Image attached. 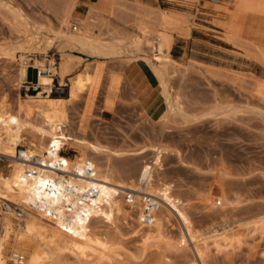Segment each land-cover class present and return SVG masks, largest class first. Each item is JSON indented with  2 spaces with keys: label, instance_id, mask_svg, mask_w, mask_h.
Wrapping results in <instances>:
<instances>
[{
  "label": "rangeland",
  "instance_id": "rangeland-1",
  "mask_svg": "<svg viewBox=\"0 0 264 264\" xmlns=\"http://www.w3.org/2000/svg\"><path fill=\"white\" fill-rule=\"evenodd\" d=\"M0 1L28 16L30 32L35 36L43 34V31L36 33L38 27L48 28L55 35L62 33L66 38L70 36L64 22L67 19L57 18L62 8L59 6L63 5L64 0H59L62 4L58 0H45L49 6L40 0H36L37 3L35 0ZM235 1L120 0V5H115L114 0H108L106 12L102 13L95 8V20L83 23L80 21L85 18H74L77 22L68 20L70 28L81 29L83 34L102 44L118 48L127 44L132 46L123 52H129L130 56L138 52L149 54L148 57L134 56L131 59L149 70L156 79L159 103L155 115L146 113L132 98L130 88L120 71V61L115 58L123 53L86 62L81 71L71 73L64 80L67 86L59 81L55 83L49 97L69 100L67 93L75 77L80 75L84 78L83 71L86 67H99L97 75L89 72L93 74V87L84 88L77 98L66 104L67 123L63 133L68 142L73 139L77 145L66 143L62 155L69 159L82 158L83 151L78 145L80 142L97 147L101 152H89L88 157L97 165L110 163L114 177L123 181V184H131L136 180L142 163H154L152 188L154 184L155 188L162 185L168 198L177 197L186 204V214L197 233L214 229L230 237L231 245L220 252H215L208 245L210 237L206 239L204 261L207 264H264V91L260 89L264 85V21L260 18L249 20L255 34L239 38L244 40L242 44L222 27V22L220 26L223 32L217 31L223 34L205 29L215 30L211 24H216V18H224L228 12H232L236 8L232 7ZM135 3L183 15L188 22L187 35L192 30V38L207 41V37L201 32L220 36L230 44H220L222 48L232 50L231 56L221 54L229 62L217 61L216 67H213L193 60H183L180 62L181 66L177 67L170 60L159 59V50L153 43L155 36L149 35L151 31L155 32L156 29V37L167 39L169 46L172 36L178 38L187 35L180 30H173L172 33L159 30L153 17H149L154 14L145 15L147 20ZM238 7L264 14V0H239ZM204 18L210 23L203 21ZM143 20L152 27H146ZM137 23L139 26L143 24L142 28L146 27L144 31L147 29V36L140 37ZM66 38L55 40L46 53L30 54L28 57L51 59L58 70L61 62L57 63L56 47L66 42ZM11 42L13 35L7 24L0 21V46ZM253 44L254 48L249 46ZM213 55L218 53L213 52ZM196 59L206 63L213 60L201 56ZM150 60L157 64H152ZM28 63L32 66L31 62ZM19 68V53L16 54L15 61L0 58V103H10L12 112L17 98L23 99L29 95L19 90L21 84L28 80L25 75L19 81ZM232 74L239 79L233 81ZM113 78L115 81H112ZM30 79L35 81L32 75ZM160 82L164 84L165 96L159 86ZM57 86H61V89H55ZM173 100L178 101L181 112L173 106ZM167 106L173 112L165 116L163 112L165 108L168 109ZM23 149L17 146L15 155L17 156V150ZM9 163V160L0 158L2 177L10 175ZM132 187H135L134 182ZM122 204L131 218L124 220L119 217L115 220L114 225L119 233L113 241L114 247L119 249L113 264H188L193 258L196 264H200L191 246L190 251L186 252L176 247V234H179V230L175 222L171 226L162 227V232L157 233L139 225L132 213V206L128 208L123 202ZM2 219H6L12 228L4 242L6 249L1 254L3 260L6 261L10 253H19L24 256L25 262L26 256L36 244L31 240H24L20 242L27 241L23 244L22 251H15V240L21 229L15 227L14 216L8 215ZM93 223L92 225L98 224L103 232H111L113 229L107 220L99 217Z\"/></svg>",
  "mask_w": 264,
  "mask_h": 264
},
{
  "label": "bare ground",
  "instance_id": "bare-ground-1",
  "mask_svg": "<svg viewBox=\"0 0 264 264\" xmlns=\"http://www.w3.org/2000/svg\"><path fill=\"white\" fill-rule=\"evenodd\" d=\"M40 1L43 4H47L45 0ZM62 1L59 2L62 4ZM238 1L236 0L232 7L239 8ZM75 2L76 0H64L63 5L59 4L61 5L59 7L62 8L60 12L58 11L59 16L57 18L61 20L67 19L64 22L66 30L70 32V36L66 38L65 34L60 33L59 35H55L52 30L42 27L34 29L37 34L43 31L41 36H35L30 32L28 16L26 17L19 10L0 1V21L7 24L9 31L13 35V42L0 46V58L15 61L16 54L19 53V81H22V78L25 77L27 68L38 69L36 83L40 87V90L42 89V91H37L38 94L36 93V96H26L23 99L17 98L13 112L11 111L12 108L10 109V103L9 105L5 102L0 103V158L11 162L8 165V168L11 169L10 175L8 177L0 175V201L3 200L9 203V209L0 218L2 225L0 231V259L3 258L1 254L6 249L4 242L7 240V236L11 231L10 229H12L11 225H8L7 220L2 218L8 215L13 217V209L18 208L22 212L23 217L21 225L18 226L21 232L18 235L19 237H16L15 241L17 243L13 249L15 251H22L23 244L27 241L20 242L24 240H31L36 245L33 251L26 256L25 262L24 256L18 253L22 256V261L11 264H113L118 257L117 250L119 249L114 247L115 242L113 241L119 233L114 225L116 224L115 220L119 217L124 220L128 219V217L131 218L129 212L122 208V199L126 191H132L134 192L133 195L136 202H138L139 194H148L157 198L158 209L154 213L152 223L146 226V228L160 233L162 232V227L166 225L171 226L175 222L179 230V234H176L178 236L176 247L186 252V250L190 251L189 246H191L200 264H207L204 261V256L206 257L207 252L206 239L210 237V242L207 240L208 245L210 244L215 252H220L223 248L231 245L230 237L228 234H222L219 230L214 229L205 233H197L186 214V204H183L177 197L173 199L168 198L163 192L162 185H158L159 187L155 188L154 184V188H152V182H154L152 179V168L154 163L150 165L142 163L136 180L132 181L135 187H132V183L123 184V181L122 183L114 177V171L110 163L97 165L93 159L88 157L89 152H101L97 147L80 142L78 145L82 149L83 154L82 158L79 159H66L56 152H49V144L55 150H58L59 143L56 138L63 139V142L60 141V143L64 145L66 143L71 146L77 145L73 139L68 142L67 137L63 133L64 129L61 128L62 126L65 127L67 123V109L65 107L67 102L77 98L79 92L84 88L93 87L91 85L93 74H89V72L92 71L97 75L99 71V67L97 66L84 68V78H81L80 75L76 76L71 84V89L67 93L69 100L50 98L49 95L53 89L51 77L56 76L59 83L63 84L64 78L66 76L68 78L71 72H73V68L76 69V66L81 62L79 58L71 57L68 52L78 50L97 58H109L117 56L132 47L128 44L120 48L114 45L102 44L99 40L83 34L81 29H76V27L70 28L68 20L77 22L74 17H71ZM119 2L120 0H114L115 5ZM47 5L49 6V4ZM137 5L144 14L143 16L154 14V16L149 17H153L154 24L158 26L159 30L163 29L166 32L168 31V33L169 31L172 33L171 31L173 30H180L185 36L187 35L186 23L188 22L183 15L174 13L173 11H161ZM45 8L47 7L45 6ZM3 11L4 13H1ZM95 14L97 15V11L95 8H92L84 17V21L80 22L95 20ZM137 22L139 23V21ZM138 23L137 26H139ZM148 23H146V27L147 25L149 26ZM143 26L141 24L138 28L140 37L149 34L145 32L147 29L144 31L146 27L142 28ZM149 27L151 28L152 26L150 25ZM155 32L151 31L149 35L155 36L153 43L156 44L155 46L159 50L157 53L158 58L165 59L166 61L170 60L177 67L181 66L180 63L168 58V41L165 38L156 37ZM59 38H66L67 41L71 40L73 42L69 43V41H66L57 45L56 52L61 62L58 70L54 67L51 59L38 60L28 57L30 54L46 53L54 45L55 40ZM238 40L241 44L244 42L242 39L238 38ZM249 46L255 47L254 44ZM252 51L256 53L255 50L252 49ZM28 62H31L32 66L28 65ZM208 69L207 72L209 73ZM211 70L214 71V69ZM165 72L168 74L167 69ZM232 77H234L233 81L239 79L238 77L235 78L234 75ZM112 81H115V79L113 78ZM159 86L165 96L166 90L164 84L160 82ZM260 89L263 92L264 85L260 86ZM91 90H89V93H91ZM173 106L177 108L178 112H181L180 104L177 100H173ZM165 109V112H163L165 116L172 114L171 107H168L167 110ZM17 146L24 148L23 150H19L18 156L15 155V148ZM158 153H161V151H158ZM30 159H35L41 165L36 166V176L26 179L24 171L35 167L29 163ZM107 161H109V158H107ZM60 163L65 166L61 167ZM84 166L92 169V179L83 176ZM56 170H68L70 172L67 175V185L76 192H83L87 189L95 191L93 198L89 201L91 207L88 206L84 211L85 217L72 206L71 198L64 192L63 186L53 181L55 176L60 175ZM123 172L125 171L123 170ZM65 204L70 210L68 215H64L63 213ZM135 207L137 208L135 209ZM131 210L135 216V220L139 223L138 206H132ZM46 212L53 214V218L50 216L46 217ZM64 216H67V225L64 224L63 219H66ZM97 217L107 220L113 228L112 231L103 232L97 226L98 224L92 225ZM85 218L87 221H85ZM139 225L141 224L139 223ZM4 260H0V263L7 264ZM188 264H196L195 258L189 260Z\"/></svg>",
  "mask_w": 264,
  "mask_h": 264
},
{
  "label": "crops",
  "instance_id": "crops-1",
  "mask_svg": "<svg viewBox=\"0 0 264 264\" xmlns=\"http://www.w3.org/2000/svg\"><path fill=\"white\" fill-rule=\"evenodd\" d=\"M140 4V3H135ZM143 5V4H140ZM107 6H109L108 0H76L74 8L72 10V17L76 19H82L86 16L89 10L92 8H98L102 13L106 12ZM147 6V5H144ZM247 11V12H246ZM256 18H260L261 21H264V14L258 13V12H252L249 10H245L242 8H236L233 9V11L230 13L228 12L224 18H216L215 23L211 24L215 30L205 28L209 31H213L216 33H219L217 30H221L222 28L220 26V23L222 22V27L228 31L229 34L233 35L237 38H243L244 36L255 34L253 28H252V22L249 20H256ZM205 22L210 23L209 20L204 18ZM223 32V31H222ZM202 35L207 37V41L192 38V30L189 31L188 35L186 37H178L175 38L172 36V41L169 46H167V56L169 59L180 63L183 60H193L198 63H202L205 65H210L213 67H216L217 61H225L229 62L227 60H224L221 57L222 55H228L231 56L232 50L222 48L220 44H225L229 46L230 44L227 42H224L220 36L213 35L208 32H201ZM223 34V33H219ZM213 42V43H210ZM218 44V45H216ZM204 50H207L206 52ZM213 52L218 53V55H213ZM129 52H125L121 55H119L118 60L120 65V71L121 74L126 81L127 85L130 88V92L132 94V98L136 100L138 107L141 109H144L146 113L150 115H155L157 112V107L159 103V97L156 87V79L151 74V72L141 65H139L137 62H135L133 59H131L134 56H145L148 57L149 54L147 52L142 53H136L130 56L128 54ZM68 54L71 57L79 58L81 62L76 66V69L73 68V72L81 71L83 69V66L86 62H91L94 60H100V58L89 56L83 52H80L78 50L69 51ZM57 56V63L59 62V55L56 52ZM197 56L201 57H210L213 59L210 63H206L204 61H199L196 59ZM152 64H157L156 62H153L150 60ZM232 63V62H231ZM220 68L222 65L219 66ZM231 68V67H230ZM71 72V73H73ZM67 77V76H66ZM64 78V80L66 79ZM55 83H58L57 78L54 76L52 78V87H55ZM63 86H67L65 82H63ZM61 86H57L55 89H61ZM64 91H67V89H64ZM33 92H30L27 96H33Z\"/></svg>",
  "mask_w": 264,
  "mask_h": 264
},
{
  "label": "built area",
  "instance_id": "built-area-1",
  "mask_svg": "<svg viewBox=\"0 0 264 264\" xmlns=\"http://www.w3.org/2000/svg\"><path fill=\"white\" fill-rule=\"evenodd\" d=\"M28 69V68H27ZM31 75L33 77H35V81H31ZM38 75V70H34L33 68H30V78L28 80H25L19 90L24 92V94L33 92L34 95H36L37 91L40 90V87L37 86L36 83V78ZM54 76H52L51 78H53ZM61 128L65 129L64 126H62ZM57 142L59 143V148L58 150H55V148L53 146H51L50 144L48 145L49 147V152H56L58 155L65 157L66 159H69L67 156L62 155V150L65 147V145L63 143H60V141L63 142V139L61 138H56ZM17 156L19 154V150H17ZM29 163H31L33 166L32 169L29 170H25L24 171V177L26 179H30L33 176L37 175V167L41 164H39L35 159H30ZM60 166L63 167L65 165H63L62 163H60ZM52 170V169H51ZM58 173H60V175L55 176L53 178V181L56 184H60L63 186V190L65 193H67L70 198H71V202H72V206L77 209V211H79V213L84 216V211L86 210V208L88 206L91 207L90 205V199L93 198L95 191L93 189H87L84 190L83 192H76L75 190H73L72 188H70L67 185V178L69 175V171L68 170H56ZM61 171H66V172H61ZM84 175L85 177L88 178H93V171L91 168L84 166ZM48 186V185H47ZM49 187V186H48ZM134 192L132 191H126L123 194V203L126 207L130 208L131 206H135L138 205V211H139V223L146 227L149 226L152 221H153V216L154 213L156 212V210L158 209V202H157V198H155L154 196H150L148 194H139L138 196V202H136V200L134 199ZM9 209V203H7L6 201H0V218L1 216L7 212V210ZM13 213H14V221H15V227L17 228L19 225H21V219H22V212L18 209V208H14L13 209ZM63 213L64 215H68L70 213L69 208H67V205H64L63 208ZM46 217H51L53 218V214H48V212L45 213ZM63 219L64 224L67 225V216H64ZM85 221L86 218H85ZM2 229V225H1V219H0V231ZM61 230H64L63 228H60ZM2 256V255H1ZM0 260H3L0 259ZM5 261V260H4ZM22 261V256L19 254H9V257L7 258V260L5 262H21ZM1 264V263H0Z\"/></svg>",
  "mask_w": 264,
  "mask_h": 264
},
{
  "label": "water",
  "instance_id": "water-1",
  "mask_svg": "<svg viewBox=\"0 0 264 264\" xmlns=\"http://www.w3.org/2000/svg\"><path fill=\"white\" fill-rule=\"evenodd\" d=\"M26 77H27V79L30 78V69H27V71H26Z\"/></svg>",
  "mask_w": 264,
  "mask_h": 264
}]
</instances>
